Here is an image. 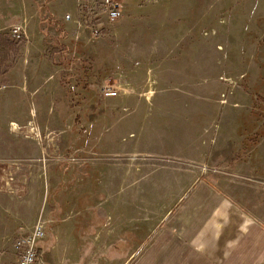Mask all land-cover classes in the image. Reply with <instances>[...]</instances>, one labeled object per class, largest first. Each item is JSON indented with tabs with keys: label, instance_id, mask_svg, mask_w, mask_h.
Returning <instances> with one entry per match:
<instances>
[{
	"label": "rangeland",
	"instance_id": "1",
	"mask_svg": "<svg viewBox=\"0 0 264 264\" xmlns=\"http://www.w3.org/2000/svg\"><path fill=\"white\" fill-rule=\"evenodd\" d=\"M121 2L89 41L73 0H0V40L26 30L0 66V264L43 218L87 264H140L183 204L264 214V0Z\"/></svg>",
	"mask_w": 264,
	"mask_h": 264
},
{
	"label": "crops",
	"instance_id": "2",
	"mask_svg": "<svg viewBox=\"0 0 264 264\" xmlns=\"http://www.w3.org/2000/svg\"><path fill=\"white\" fill-rule=\"evenodd\" d=\"M205 210L203 204H183L141 251L140 264H264V214L248 216L222 201L208 215ZM48 239L54 240L47 248L53 264H87L81 250L70 255L78 247L73 229L53 226L42 244Z\"/></svg>",
	"mask_w": 264,
	"mask_h": 264
},
{
	"label": "built area",
	"instance_id": "3",
	"mask_svg": "<svg viewBox=\"0 0 264 264\" xmlns=\"http://www.w3.org/2000/svg\"><path fill=\"white\" fill-rule=\"evenodd\" d=\"M124 8L121 0H76V12L73 16L66 15L65 21L70 23L77 38L88 37L89 41L97 39L101 33L115 26L123 17ZM25 27L13 26L9 32V40L14 44L22 42L26 37ZM101 92L105 97H112L116 92L103 86ZM10 167L1 169L4 186L15 181ZM19 168L14 169L13 174ZM54 220L43 218L26 233L17 235L12 243L14 264H38L39 245L48 238Z\"/></svg>",
	"mask_w": 264,
	"mask_h": 264
},
{
	"label": "trees",
	"instance_id": "4",
	"mask_svg": "<svg viewBox=\"0 0 264 264\" xmlns=\"http://www.w3.org/2000/svg\"><path fill=\"white\" fill-rule=\"evenodd\" d=\"M18 52L16 44L0 40V66L4 65L10 56H16Z\"/></svg>",
	"mask_w": 264,
	"mask_h": 264
}]
</instances>
